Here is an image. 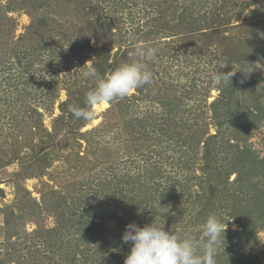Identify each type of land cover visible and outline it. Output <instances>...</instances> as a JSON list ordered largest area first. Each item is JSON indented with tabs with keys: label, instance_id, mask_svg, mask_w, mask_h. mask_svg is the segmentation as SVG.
<instances>
[{
	"label": "rangeland",
	"instance_id": "rangeland-1",
	"mask_svg": "<svg viewBox=\"0 0 264 264\" xmlns=\"http://www.w3.org/2000/svg\"><path fill=\"white\" fill-rule=\"evenodd\" d=\"M59 1L56 0V3ZM79 1L77 9H70L73 3L66 1L69 3L67 4L69 7L57 10V12L65 11V13L68 11L67 15H72L69 17L63 12H60L61 16H59L57 12L52 13L53 9L48 10V0L27 2V7L23 6L24 8L9 14L16 22L11 36L13 39L16 38L17 35L27 30L28 25L34 18L40 17H46L47 21L48 18L52 17L58 20V23H56L61 31L67 26L83 27L84 18L83 16L80 17L83 8L88 9L85 16L86 21L87 18H91L95 22L94 25L104 24L113 32L116 42L110 51V58H112L116 48L132 47L133 44L128 40L129 35L134 34L139 39L140 35L147 32L148 34L146 33L144 37L142 36L143 38L138 40V44L158 49L157 58L148 63V69L153 74L152 82L140 88V94H138L139 90L136 89L128 97L116 99V101L120 100L122 103L134 102L133 106L131 105L132 109L135 107V111L138 112L149 110L161 113L165 110L163 103L167 100V97L163 99L162 96L164 89L172 87V90L168 91V95L172 94L176 103L180 104L178 114L175 115L177 121L181 115L186 119L194 113H201L198 118L199 122L204 124L208 122L207 125H201L199 128L201 129V133L198 135L200 139L216 133V127L210 123L212 112L209 105L219 96V86L214 82V75L217 70L226 73L232 67L233 70L240 69L244 71H236L234 75L239 82L244 80L249 82L253 76L257 75L261 77L260 80L251 81L249 91H256L255 87L258 84L264 87V60L258 61L251 68L246 67V64L242 66L239 63L229 65L226 58H228L227 53L231 52V48L228 46L227 50L226 47L219 46L217 39L209 42L207 36L195 34L186 43L172 36V32L167 30L169 28L158 29L155 32L154 26H158L161 22L157 21L154 25L151 23L154 16L158 17L154 14L156 12L154 6H150L153 0ZM194 1L197 3V7L201 9L203 5L211 8L214 4H218L220 0ZM240 1L230 0L229 4L236 3L237 8ZM6 3L7 0H0L1 6L6 5ZM33 7L35 9L34 15L28 14L26 8L31 10ZM180 10L178 8L173 13H167L163 20H166V22L174 20L172 19V17H175L173 15H177ZM250 17V22L253 20L264 21V3L250 6L241 13L237 20L232 19L231 21L235 24ZM69 21L73 23L70 24ZM169 26H172L171 22L168 24ZM256 31H259L260 37L256 41H251V44L264 45V27H258ZM227 34L232 37V42L239 39L243 41L250 39L249 28L235 27L230 29ZM58 36L60 37V34H57V39H59ZM86 38H88L87 45L85 44ZM49 39H52V37ZM81 41L83 50L74 53L75 58L72 60L69 59V61L75 62L70 70V75L55 77L59 82V87L64 85L60 79L62 77L85 81L81 77L80 70L82 68L80 67L84 66L87 61V64L92 65L95 53L91 49L97 46V43L92 35L85 38L81 37ZM8 42L9 39L5 43L8 44ZM62 61L60 59L58 67L62 65ZM51 71L52 69L49 70V73ZM249 72L251 76L248 74ZM49 73L48 75L45 73L47 77L40 79L50 81L53 76ZM247 76L249 80H247ZM88 85H91L90 79ZM58 93L59 96L53 104V110H51V106L45 109L40 106L38 109L42 112L43 125L49 131L52 130V117L58 113L56 105L58 101L65 98L64 90H60ZM239 94L245 97L243 93ZM242 97L238 95L241 102L243 101L241 100ZM246 98L249 99L248 95H246ZM32 104L37 103L33 101ZM257 104L260 105V102ZM3 105L1 104V107H4ZM263 105L264 103L261 104V107ZM118 110L119 107H115V104L111 103L96 107L95 118L92 121L81 125L75 135L66 134V136H75V139L69 140L70 144L67 147H62L63 143L59 141L60 136L64 133L62 127L56 140L47 142L48 150L43 155L46 157L45 160L33 161V164L28 163V169L33 171V176L19 178V186L11 182V177L15 176L16 171L20 169L19 165L14 163L16 160L5 164L7 157L5 154H0V188L3 190L0 193V255H13L16 261L9 264H110L112 262L114 264L122 262L123 264L124 258L130 250V244L121 242L124 231L123 228L122 232L118 231V226L124 218L122 215L125 213L116 208V199L113 194L110 196L111 187L116 186L118 174L123 176L124 179H128L130 175L141 173L149 165L154 167L153 165L158 160L164 167L161 170L167 172L168 176L176 177L177 166L173 165L172 162L177 160L178 152L176 140L167 141L165 138H160L164 141L160 144H151L150 142L138 155L134 154L135 151L129 149L131 154L136 156L135 158L132 157L130 161L120 160L125 159L124 157L129 156L130 153L126 151L127 142L123 141V136L119 137L117 134L121 127L116 123L117 119L114 117V113H111ZM3 118L0 114V124ZM5 120L6 118H4ZM191 121L192 119L189 120V123ZM33 129L32 126L28 129L27 134L20 135L23 139L32 141L28 148L21 145L20 153L21 155L24 153L22 155L24 160H27L28 156L33 154V149L38 148V142L44 138L47 140L45 133L40 130L36 135H33ZM86 131H90V134H86ZM249 131L251 134L245 144L259 159V163L256 164L254 169L256 175L254 182L248 181L251 176L247 172L249 167L254 165L244 162V160H249V157L242 160L238 156L234 157L237 154L236 152L227 155L226 152H220L214 158L219 166L215 167L217 168V174H215L211 186H213V191L216 193V203L221 204L220 207H224L216 211V215L222 220H228V230L225 241L221 240L217 264H237V255L227 236H229L228 231L240 228L230 218L231 215L239 213V208L245 202L248 203L247 205L251 204L250 206L255 209L254 216H260L259 213L261 212H258V210L264 209L262 208V205L264 207V178L259 176L258 173V171L264 172V120L257 129L252 125L249 126ZM80 133H83L82 136ZM6 134L7 132L3 129V136L6 137H0V143L8 148L7 153H11L14 151V145L16 144H14L10 135ZM85 138H89V141L86 142ZM49 145H52L51 148ZM237 145H239L238 149H243L244 142L238 141ZM98 148L99 152L96 153ZM104 153H111L112 155L116 153L118 157H115L110 164L97 162L100 155ZM141 154L142 156H140ZM195 161V168L193 169V171L195 170V177L199 178L201 176V178H193L190 192L197 190L203 183L204 178H207L203 174V169H201L203 161L200 147H197V160ZM109 165L111 166L109 167ZM108 167L115 169L112 170ZM102 170H104L103 173ZM204 172L208 173L209 171ZM228 173L230 175L227 176ZM208 175L210 176V174ZM161 181L164 184L163 189L167 190L170 183H167L164 178ZM102 185H105L108 195H104L106 194L105 191L102 192ZM173 197L166 198L162 203L160 202V205L150 204V210L147 212L142 210L140 215L130 212L126 218L128 219L127 224L135 223L143 227L145 224L151 223L153 219L159 223L165 221V230H171L175 225L176 227L182 226L185 228L182 231L183 233H179L180 235L190 234L198 238L203 223H197L191 215L193 210L200 207V205L193 204L184 197L175 200ZM59 198L63 199L58 202L57 199ZM182 199L186 201L183 206L181 204ZM194 199L195 195L193 193L192 200ZM80 200L83 204H79ZM57 206L58 208H56ZM180 208L184 209L183 214L175 217L174 215L178 216L182 212ZM89 213L96 215L95 218H89L90 225L84 221L88 218ZM102 216L110 218L102 221ZM169 218L170 221L173 220L172 225L166 224ZM253 234V241L248 242V251L246 250V252L248 255L258 258L259 264H264V226H256ZM10 242L13 243L12 247L8 246ZM104 261L109 262L104 263Z\"/></svg>",
	"mask_w": 264,
	"mask_h": 264
},
{
	"label": "trees",
	"instance_id": "trees-1",
	"mask_svg": "<svg viewBox=\"0 0 264 264\" xmlns=\"http://www.w3.org/2000/svg\"><path fill=\"white\" fill-rule=\"evenodd\" d=\"M29 1L34 0H7L6 5H0V114L6 118L5 121L3 118L0 124V137H6L5 135L3 136L4 129L7 132L6 135H10L14 144H16L14 145V151L7 153L8 148L0 143V154L6 155L5 164L16 160L14 163L19 165L20 169L16 171L15 176L11 177V182L16 186H19V178L33 176V171L28 169V163L45 160L46 157L43 155L48 150L47 142L55 141L62 127L64 133L60 136L59 141L63 143L62 147H67L70 144L69 140L75 139V136H66V134L75 135L79 127L85 124L84 120L75 119L68 111V108L69 105L85 108V96L88 91L95 87V81L90 79L91 85H88L89 79H85L82 82V79L78 80L75 78L72 80L65 78L70 75V70L75 63L69 61V59L72 60L75 58L74 53L83 50L81 37L85 38L91 35L94 37L97 46L91 49L95 53L92 66L104 78L121 64L130 62V52L133 51L134 47L133 45H131L132 47L123 49L118 47L113 53L112 58H110V51L116 42L114 34L104 24L94 25L95 22L91 18H87L86 21L85 16L88 13V9L85 8H83L82 15L80 16L84 18L83 27L77 28L75 25L67 26L61 31L57 24L58 20L53 19V17L48 18V21L46 17L34 18L28 25L27 30L13 39L11 34L14 31L16 22L9 14L24 8L23 6L27 7V2ZM66 1L73 3L70 9H77L79 0H60L57 3L56 0H48V10L53 9L52 13H55L59 8H67L69 7L67 5L69 3ZM229 3L230 0H220L218 4H214L211 8L203 5L200 9L194 0H153L150 6H154L156 11L154 14L158 15V17L154 16V19H151V23L154 25L157 21H160L161 23L158 26H154L155 32L158 29L164 30L169 28L167 30L172 32V36L186 43L195 34L207 36L209 42L217 39L219 46L226 47L227 50L228 46L231 48V52L227 53L228 58H226L229 65L239 63L242 66L246 64V67L251 68L258 61L264 60V45L251 44V41H256L260 37L259 31L257 32L256 28L264 27V21L253 20L250 22V17L243 22L234 24L231 20H237L245 9L259 3H264V0H241L237 8L236 3ZM178 8L181 10L177 15H173L175 16L172 17L174 20L168 22L163 20L165 19L163 17H166L167 13H173ZM26 11L28 14L34 15L35 9L34 7L31 10L26 8ZM60 12L63 11H58L57 15L61 16ZM63 14L67 15L68 11L66 13L64 11ZM170 22L172 26L168 27ZM69 23L72 24L73 22L69 21ZM235 27L249 28L250 39L248 41L239 39L236 42H232V37L227 32ZM57 34H60V37L58 36L59 39L56 38ZM145 34L140 35L139 39L143 38ZM51 37L52 39H49ZM8 39L10 43L6 44L5 42ZM139 39L136 40V43H138ZM85 44H88V38H86ZM60 59L63 60L62 65L58 67ZM51 69L52 71L49 73ZM231 69L233 70L232 67ZM45 73L53 76H51L52 79L50 81H45V79L42 81L40 79L47 77ZM248 74L251 76L250 72ZM62 75H65V77L60 78L64 85L63 87H59V82L55 77L57 78ZM260 78L256 75L249 80L247 76L249 82L246 80L239 82L233 76L229 86H219V96L209 105L212 112L210 123L216 127V133L206 138L202 137L201 139L198 137L201 133V129L199 128L201 125H207L208 122L206 124L199 122L198 118L201 113H194L190 118L186 119L181 115L177 121L175 115L178 114L180 104L176 103L172 94L168 95V91L172 90V87L164 89L162 96L163 99L167 97V100L163 103L165 110L161 113L149 110L135 111V107L132 109L134 102L127 103L126 99V103H122L120 100L111 102V104H115V107H119L117 112L111 113H114V117L117 119L116 123L121 127V130L117 134L119 137L123 136V141L127 142L126 151L130 153L129 156L124 157L125 159H120L119 157L120 160L130 161L132 157H136L134 154H140L141 150L150 144V142L151 144H160L164 141V139L160 140V138H165L167 141L176 140L178 152L177 160L172 162L173 165L177 166L176 177L168 176L167 172L161 170L163 164L159 160L153 165L154 167L149 165V167L143 169L144 171L138 172L136 175H130L128 179H124L123 176L118 174L116 186L111 187L110 193V196L113 194L116 199L117 207L116 205L115 207L122 213H125L122 215L124 217L122 222H119L118 231L122 232V228L124 231V227L128 223V219L126 218L130 212L140 215L142 210L146 212L150 210V204H154V206L160 205L166 198L172 196H174V200L184 197L187 201L200 205V207L193 210L191 215L197 223H203L209 214L216 215V211L224 208L220 207L221 204L218 205L216 203V193L213 191V186H211L213 178L217 174V168L215 167L219 166L214 158L220 152H226V155L236 152L237 154L234 157L238 156L242 160L249 157V160H244V162L254 165L249 167L247 171L251 176L248 181L254 182L256 179L254 169L256 164L259 163V159L253 151L247 148L245 141L248 140L251 134L249 126L252 125L257 129L259 124L264 120V105L261 107V104L264 103V87L258 84L255 87L256 91H249V83L255 80L259 81ZM66 79L67 81H65ZM58 90H64L65 98L58 101L56 105L58 113L52 117V130L49 131L43 125L42 112L38 109L40 106H43V109L51 106V110H53V104L57 96H59ZM138 90V94H140V88ZM239 93H243L245 97H242ZM238 95L242 97V102L238 99ZM246 95H248L249 99L246 98ZM33 101L37 104H32ZM48 101L50 102L49 105ZM258 102H260V105L257 104ZM1 104H4V107H1ZM133 114L136 115L132 116ZM191 119L192 121L189 123ZM32 126L34 128L32 130L33 135H36L40 130L42 133H45L47 140L44 138L38 142V148L33 149V154L28 156L27 160H24V156L22 157L24 153L22 155L20 153L21 145L24 148H28V145L30 146L32 141L23 139L20 135L27 134L28 129ZM82 134L80 133L81 136ZM86 134H90V131H86ZM216 138L218 139L215 140ZM85 139L86 142L89 141V138ZM238 141L244 142L243 149H238ZM51 146L49 145L50 148ZM197 147L202 149L203 162L201 169H203V174L207 178H204L203 183L197 190L190 192L193 178H198L195 177V170L193 171L195 160H197ZM129 149L135 151V153L132 155ZM96 151L94 152L98 153L99 148ZM116 153L115 155L104 153L100 155L97 162L101 161L102 163L110 164L115 157H118ZM167 163L169 164V162ZM109 169L114 170L115 168ZM207 170L209 172L205 173L204 171ZM103 172L104 170H102ZM258 173L259 176L264 178V172L258 171ZM162 178L166 179L167 183H170L167 190L163 189ZM200 178L201 176L198 179ZM101 189L102 192H106L104 195H108L105 185H102ZM2 191L0 188V193ZM193 193L195 195L194 200H192ZM62 199L59 198L57 200L60 202ZM183 201L185 199H182V202L180 201L182 206L186 203V201ZM245 203L239 208V213L232 214L230 217L240 229L228 231L229 236L227 238L237 255V264H259V259L250 254L248 255L246 250L248 251V242L250 240L253 241V231L256 226H264V209L258 210V212H261L259 213L260 216H254L253 212L255 209L250 206L251 204L247 205L248 203ZM79 204H83V202L80 200ZM262 208H264L263 205ZM183 210L178 216L173 215L179 217L183 214ZM95 216L93 213H89L88 218L84 221L90 225L89 218H95ZM170 216L172 217V215ZM106 218L109 220L110 217L106 216ZM106 218L102 216V221ZM170 218L166 223L168 225L173 224V220L170 221ZM226 223L228 222L226 221ZM184 228L182 226L176 227L175 225L171 230L179 234L183 233ZM8 246L12 247L13 243L10 242ZM15 261L13 255H0V264H9ZM107 262L109 261H104V263ZM119 264H122V262Z\"/></svg>",
	"mask_w": 264,
	"mask_h": 264
},
{
	"label": "clouds",
	"instance_id": "clouds-1",
	"mask_svg": "<svg viewBox=\"0 0 264 264\" xmlns=\"http://www.w3.org/2000/svg\"><path fill=\"white\" fill-rule=\"evenodd\" d=\"M128 40L134 45L130 62L121 64L106 78L101 77L94 66L87 64L88 61L84 64L86 67H80L81 77L94 80L95 87L85 96V108L69 105L68 111L75 119L90 122L95 118L96 107L126 98L134 90L152 82L153 74L148 69V63L157 58L158 49L136 43L134 34L129 35ZM236 71L242 70L231 69L226 73L217 70L215 84L229 86ZM226 221L209 214L198 238L165 230V221L159 223L153 219L143 227L129 223L121 236L123 244H130L123 264H217L221 240L225 241L228 230Z\"/></svg>",
	"mask_w": 264,
	"mask_h": 264
}]
</instances>
